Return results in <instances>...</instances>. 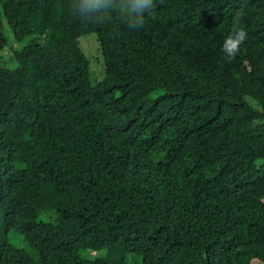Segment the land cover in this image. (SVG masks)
<instances>
[{
  "label": "trees",
  "instance_id": "1",
  "mask_svg": "<svg viewBox=\"0 0 264 264\" xmlns=\"http://www.w3.org/2000/svg\"><path fill=\"white\" fill-rule=\"evenodd\" d=\"M73 4L0 0V264H264V0Z\"/></svg>",
  "mask_w": 264,
  "mask_h": 264
},
{
  "label": "clouds",
  "instance_id": "2",
  "mask_svg": "<svg viewBox=\"0 0 264 264\" xmlns=\"http://www.w3.org/2000/svg\"><path fill=\"white\" fill-rule=\"evenodd\" d=\"M154 0H74L73 8L84 18L116 17L129 30H139L151 13ZM246 33L237 19L232 30L224 37L222 51L227 58L234 57L244 42Z\"/></svg>",
  "mask_w": 264,
  "mask_h": 264
},
{
  "label": "rangeland",
  "instance_id": "3",
  "mask_svg": "<svg viewBox=\"0 0 264 264\" xmlns=\"http://www.w3.org/2000/svg\"><path fill=\"white\" fill-rule=\"evenodd\" d=\"M89 37L94 38V36H83L79 39V43L82 46L81 49H83V51L87 55L90 54L88 57H89V61H90L91 80L94 81L96 79V77L98 76L97 74H95L94 68L95 69H99V68L96 66V65H98L97 61H96L97 56L95 54H93L94 51L92 52V50H94V47L92 44V40ZM9 45L11 47H13L14 49L17 47V44L14 43L13 39H11V38L9 39ZM97 54L98 55L100 54L98 52V46H97ZM1 56L10 67H12V68L15 67V65H16L15 59H14V56H13L11 50L9 49V47H5L4 51L1 52ZM99 56H100V59H99V64H100V60L102 61V58H101V55H99ZM100 68H101V65H100ZM101 71H102L101 77H103L104 76L103 67L101 68ZM8 240L10 243L14 244L16 247L22 248L25 251H27L29 254H31L32 251H31V248L29 247V245H27V243L25 241H23V239L20 236H18L17 234L9 233ZM90 256L95 257L97 255L95 253H92ZM129 259H131V258H129ZM134 261L136 262V264H139L138 259H135Z\"/></svg>",
  "mask_w": 264,
  "mask_h": 264
}]
</instances>
